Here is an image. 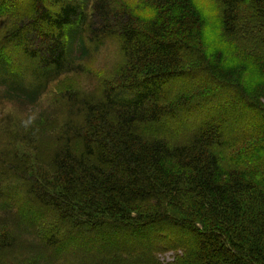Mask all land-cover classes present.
I'll return each mask as SVG.
<instances>
[{"label": "trees", "instance_id": "16d2710c", "mask_svg": "<svg viewBox=\"0 0 264 264\" xmlns=\"http://www.w3.org/2000/svg\"><path fill=\"white\" fill-rule=\"evenodd\" d=\"M146 1L141 27L113 0H0V101L37 107L112 38L124 57L95 93L7 122L0 264H264V0H215L253 80L201 46L187 0Z\"/></svg>", "mask_w": 264, "mask_h": 264}, {"label": "rangeland", "instance_id": "374dc122", "mask_svg": "<svg viewBox=\"0 0 264 264\" xmlns=\"http://www.w3.org/2000/svg\"><path fill=\"white\" fill-rule=\"evenodd\" d=\"M113 1L115 7L126 10L135 18L141 27H146L148 20L151 19L156 12L153 5L146 0ZM187 2L192 7V10L195 11L196 17L203 20V41L201 40V46L203 47L202 44L204 43L205 50L210 53H224L227 43L222 37L221 27L218 22L220 21L218 4L215 0H187ZM8 25L10 24L7 21H2L0 23V32H2ZM118 43L119 42L115 38L108 41L106 47L92 55L88 61L83 62V72L63 74L51 82L39 101L38 106L35 108H27L11 101H0V154L7 138L5 128L8 121L10 125H17L20 122L28 123L30 119L37 114L39 109L41 110L48 105L52 106L53 100L56 96L73 90L95 93L94 86L100 81V79L111 78L114 71L120 67L124 60L121 46ZM224 54L223 67L227 73L233 75L237 70L245 69L244 75L247 73L250 74L251 76L246 75V77L249 80H253L252 78L256 75V71L252 68L255 66V60L253 58L240 54L233 56L227 53ZM235 65L240 66L233 67ZM241 65H243V67ZM186 85H189L187 80H175L176 89L183 88ZM210 101L212 102L207 101L201 108L196 106L194 111L187 114L185 118L193 119V116H196L199 112L203 113L212 105L211 103H217V98H211ZM261 123L262 122L260 121H255V124L259 125ZM22 151L28 152V149L21 145L19 147V152ZM17 191L18 190H16V192ZM164 254L163 258L168 260L170 254Z\"/></svg>", "mask_w": 264, "mask_h": 264}]
</instances>
